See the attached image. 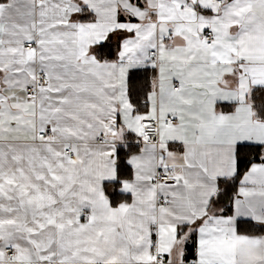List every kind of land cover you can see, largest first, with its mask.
Segmentation results:
<instances>
[{"label":"snow or ice","instance_id":"snow-or-ice-1","mask_svg":"<svg viewBox=\"0 0 264 264\" xmlns=\"http://www.w3.org/2000/svg\"><path fill=\"white\" fill-rule=\"evenodd\" d=\"M0 264H264V0H0Z\"/></svg>","mask_w":264,"mask_h":264}]
</instances>
